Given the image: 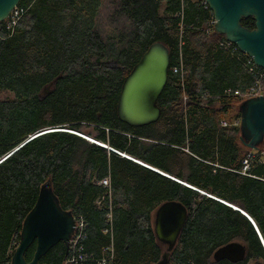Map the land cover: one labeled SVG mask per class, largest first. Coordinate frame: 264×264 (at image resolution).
Masks as SVG:
<instances>
[{
  "label": "trees",
  "instance_id": "obj_1",
  "mask_svg": "<svg viewBox=\"0 0 264 264\" xmlns=\"http://www.w3.org/2000/svg\"><path fill=\"white\" fill-rule=\"evenodd\" d=\"M203 3L22 0L26 13L15 28L0 23V160L36 136L0 164V264H11L24 220L48 181L62 207L85 219L86 264L110 256L105 250L111 245L107 264L161 262L165 252L154 215L168 201L181 202L188 219L166 264H231L213 255L234 241L247 248L239 264H264V247L240 212L71 133L242 209L264 238V165L252 164L254 179L239 173L251 151L234 125L243 99L224 96L227 89L251 86L250 58L221 48L222 35H208L213 13ZM242 23L255 26L252 19ZM158 42L171 57L160 118L132 127L118 113L121 90ZM245 77L251 84L242 88ZM106 178L110 195L99 184ZM35 248L28 249L27 261ZM69 255L59 243L41 264H65Z\"/></svg>",
  "mask_w": 264,
  "mask_h": 264
},
{
  "label": "water",
  "instance_id": "obj_2",
  "mask_svg": "<svg viewBox=\"0 0 264 264\" xmlns=\"http://www.w3.org/2000/svg\"><path fill=\"white\" fill-rule=\"evenodd\" d=\"M22 0H0V23L5 22L11 12ZM213 13L215 34L236 45L240 52L251 58L254 64L264 69V0H204ZM252 19L254 28L247 29L242 23ZM170 51L162 43H154L142 55L138 64L124 81L118 105L120 119L132 127L146 126L158 121L161 110L158 100L164 91L169 77ZM240 131L242 143L250 150H259L264 143V97H254L243 101L239 106ZM70 132V131H69ZM76 134L92 144L108 150L119 157L161 174L189 189L227 205L248 219L258 234L264 247V238L253 218L238 207L226 203L215 195H207L181 180L143 164L139 160L122 154L113 148H105L82 134ZM27 143V142H26ZM25 143V144H26ZM188 209L177 201H168L159 206L154 215V233L160 244L167 246L163 260L157 264H166L169 254L174 250L187 223ZM76 230V219L72 211L65 210L55 194L50 181L42 185L37 201L26 216L20 234V244L14 252L11 264H41V260L56 245L64 243L69 250L70 241ZM35 244L31 261L26 253ZM247 248L242 242L234 241L216 249L215 262L228 261L231 264L242 263L246 259Z\"/></svg>",
  "mask_w": 264,
  "mask_h": 264
},
{
  "label": "built area",
  "instance_id": "obj_3",
  "mask_svg": "<svg viewBox=\"0 0 264 264\" xmlns=\"http://www.w3.org/2000/svg\"><path fill=\"white\" fill-rule=\"evenodd\" d=\"M205 5V8L208 9V5L203 3ZM26 13V8L18 6L16 7L8 17V19L5 21L7 23L8 30H13L21 17H23ZM215 26V20L213 17V20L209 23V29H208V35L215 33L214 31ZM221 48L224 50H231L232 53H235L238 48H236V45L233 43H230L228 41L222 42ZM247 66L249 69L250 74L253 75V84L246 88L245 90H232L227 89L224 92V96L227 98H237V99H243L242 101H245L250 98L254 97H264V69L256 66L253 62V60L250 58V60L247 62ZM175 72H177V69H175ZM189 99V97L185 96L184 101L186 102ZM223 126H227V122H222ZM235 126L240 125V121L234 124ZM25 143L21 144L19 147L15 148L13 151H17L19 148H21ZM13 151L5 155L1 160L0 164L5 161L9 156L13 154ZM259 163L264 165V148L261 150H251L250 154L246 156V158L243 161V167L241 171L239 172L242 175L249 176L256 178L254 175H251V169L253 163ZM177 180V179H176ZM101 185L105 187L110 186V179L106 178L101 181ZM76 219V230L75 233L70 241L69 245V252L70 255L68 259L66 260L65 264H86L90 261L91 258L88 257L87 254L83 253V245L82 240L85 237V233L87 230V225L85 222V219L82 216L78 215L75 217ZM107 252H110V256H104L102 259L95 260L96 264H107L109 261L111 262V259L113 257V246L111 245L108 250H105ZM94 261V260H93Z\"/></svg>",
  "mask_w": 264,
  "mask_h": 264
},
{
  "label": "bare ground",
  "instance_id": "obj_4",
  "mask_svg": "<svg viewBox=\"0 0 264 264\" xmlns=\"http://www.w3.org/2000/svg\"><path fill=\"white\" fill-rule=\"evenodd\" d=\"M175 70V69H174ZM181 70H182V67H181ZM253 84V83H252ZM251 84V85H252ZM200 96H197V98H199ZM55 131H60V130H55ZM61 131H65V130H61ZM66 132H69V131H65V133ZM46 133V132H45ZM41 134H43V133H41ZM40 135V134H39ZM36 137V136H35ZM35 137H30L28 140H27V143L29 142V141H31L32 139H34ZM88 138H90V137H88ZM92 139V138H91ZM93 141H95V142H97L96 140H93ZM98 143H100V145H103V146H105V148H106V144H103V143H101V142H98ZM110 146H107V148H109ZM14 150V149H13ZM12 150V151H13ZM14 153L16 152V151H13ZM122 154H124V153H122ZM128 156V155H127ZM130 157V156H129ZM132 158V157H131ZM137 161V160H136ZM144 164V163H143ZM158 170V169H157ZM260 180H263L264 181V178H259ZM100 185H101V182L99 183ZM102 186V185H101ZM104 187V186H103ZM105 189H106V191H107V193L110 195L111 194V190H112V187L111 186H109V187H105ZM207 194V193H206ZM207 195H210V194H207ZM209 197V196H208ZM211 199H213V198H211ZM214 200V199H213ZM227 206V205H226ZM239 210H241L243 213H244V211L242 210V209H240L239 208ZM246 213V212H245ZM242 214V213H241ZM242 215H244V214H242Z\"/></svg>",
  "mask_w": 264,
  "mask_h": 264
},
{
  "label": "rangeland",
  "instance_id": "obj_5",
  "mask_svg": "<svg viewBox=\"0 0 264 264\" xmlns=\"http://www.w3.org/2000/svg\"><path fill=\"white\" fill-rule=\"evenodd\" d=\"M96 128L94 127V126H85L84 127V130L85 131H87L88 132V134L90 135V136H95V135H97V131L95 130ZM86 132V133H87ZM90 133H92V134H90ZM108 151V150H107ZM154 169H156V168H154ZM161 246H162V249H163V251L166 253V251H167V246L166 245H164V244H161Z\"/></svg>",
  "mask_w": 264,
  "mask_h": 264
},
{
  "label": "crops",
  "instance_id": "obj_6",
  "mask_svg": "<svg viewBox=\"0 0 264 264\" xmlns=\"http://www.w3.org/2000/svg\"><path fill=\"white\" fill-rule=\"evenodd\" d=\"M250 84H251V81H250V78L248 79H246V77H245V79H242L241 81H240V87H242V88H246V87H248V86H250ZM167 174V173H166ZM169 175V174H168ZM175 178V177H174ZM177 178V177H176ZM178 179V178H177Z\"/></svg>",
  "mask_w": 264,
  "mask_h": 264
},
{
  "label": "clouds",
  "instance_id": "obj_7",
  "mask_svg": "<svg viewBox=\"0 0 264 264\" xmlns=\"http://www.w3.org/2000/svg\"><path fill=\"white\" fill-rule=\"evenodd\" d=\"M71 132V131H70ZM74 133H76V132H74ZM77 134H79V133H77ZM166 174V173H165ZM168 175V174H167ZM176 179V178H175ZM178 180V179H177Z\"/></svg>",
  "mask_w": 264,
  "mask_h": 264
}]
</instances>
